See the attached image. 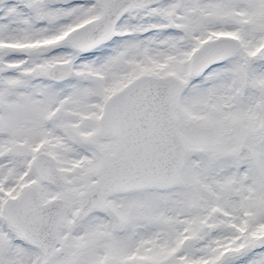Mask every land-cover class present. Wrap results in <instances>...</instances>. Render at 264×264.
Returning a JSON list of instances; mask_svg holds the SVG:
<instances>
[{
  "label": "snow or ice",
  "instance_id": "snow-or-ice-1",
  "mask_svg": "<svg viewBox=\"0 0 264 264\" xmlns=\"http://www.w3.org/2000/svg\"><path fill=\"white\" fill-rule=\"evenodd\" d=\"M0 264H264V0H0Z\"/></svg>",
  "mask_w": 264,
  "mask_h": 264
}]
</instances>
